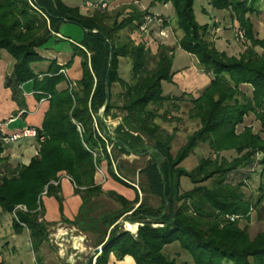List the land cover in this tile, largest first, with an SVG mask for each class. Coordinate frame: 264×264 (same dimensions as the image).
Returning a JSON list of instances; mask_svg holds the SVG:
<instances>
[{
	"label": "trees",
	"instance_id": "1",
	"mask_svg": "<svg viewBox=\"0 0 264 264\" xmlns=\"http://www.w3.org/2000/svg\"><path fill=\"white\" fill-rule=\"evenodd\" d=\"M194 1L151 0L150 3V7L167 4L173 7L177 26L184 33L180 49L195 56L205 70L212 72L207 88L193 100L192 116L200 118L201 128L189 136L173 156L171 146L176 131L167 133L156 123L158 118L167 121V114L161 117L158 108L174 100L165 96L162 88V83H171L174 75L173 57L167 47L159 46L155 55H150V50L143 43L120 44L116 42L113 30L102 29L93 19L82 15L78 8L66 5L63 0H0V52L7 53L13 62L4 88L11 91L12 100L18 106H23L21 86L32 81L35 98L48 101L41 126L30 127L36 129L37 137L44 138L42 142L36 139L37 154L27 165L18 166L9 177L0 178L1 213L16 214V219H12L13 230L26 229L34 251L48 242L50 225L44 219L39 221L44 216V209L39 217L37 197L46 186L47 196L56 199L61 211V174L71 179L83 207L87 206L92 195L104 192L96 180L97 168L102 161L106 163L110 178L135 188L122 174L121 166L113 170V161L106 153L104 139L95 124L118 152L130 153L111 141L101 118L95 121L93 115L104 106L106 80L111 96V86L116 81L117 59L128 55L132 59V68L128 102L124 109L126 114L122 124L115 129L114 137L136 153L146 151L148 145L144 138L149 147L156 150L146 154L149 159L139 172L146 179L151 195L160 197L161 207L148 206L144 199L139 200L137 193L133 201H128L108 191L120 209L103 215L95 223L96 227H91L99 236L95 248L103 247L95 264H109L111 254L117 259L130 255L136 264H185L163 254V247L174 242L189 254L193 264H264V234L250 241L246 231L237 223L224 221L226 215L245 217L249 204L243 192L244 183L231 184L226 181V176L251 165L258 155L264 167V137L261 132H254L251 126L237 131L250 113L255 115L264 131V56L257 55L248 46L239 58L226 57L225 53L209 45L205 39L208 26L196 22ZM207 1L216 11H232L239 26L245 28L246 39L251 45L264 48V39L258 40L253 36L243 14L254 11L251 3L254 4L255 0ZM102 4L108 5L102 1L92 6L100 8ZM126 6L131 9V15L115 23L118 30L131 26V31L137 29L141 32L139 27L145 23V18H149L151 23L161 22L149 9L137 10L131 3ZM239 7H243L241 11ZM64 22L79 25L87 32L78 45L72 44L70 59L60 65L56 60L42 57L39 49L59 33ZM75 56L80 58L81 69L79 79L75 80L76 88L72 92L67 88L58 89V85L66 81L60 71L69 69ZM150 59H155V66L148 70ZM46 60H49L48 69L40 73L42 77L38 79L32 66ZM241 86L251 87L250 97H245ZM110 109L109 102L105 117ZM9 136L0 129V164L3 162L4 139ZM200 143L207 144L211 155L201 158L191 171L178 167ZM229 151L235 152L236 157L229 160L222 155ZM160 156L161 175L157 169ZM182 176L188 177L194 187L178 197L177 182ZM161 177L168 202L165 214ZM260 190L263 192L262 186ZM263 195L256 206L260 205ZM17 205L26 206L27 212L16 211ZM121 218L140 225L137 229L136 224L126 222V230H123L117 223ZM80 222L78 217L68 224L79 226ZM153 224L162 226L153 227ZM136 229V237H133L129 231L135 232ZM36 261L40 262L37 258ZM0 264L5 262L0 261Z\"/></svg>",
	"mask_w": 264,
	"mask_h": 264
},
{
	"label": "rangeland",
	"instance_id": "2",
	"mask_svg": "<svg viewBox=\"0 0 264 264\" xmlns=\"http://www.w3.org/2000/svg\"><path fill=\"white\" fill-rule=\"evenodd\" d=\"M102 1L108 5L105 7L101 6L102 8L92 6V4ZM255 1L254 4L251 3V7L254 11L243 12V14L245 15L244 18H247L250 24L253 36L259 40L264 39V0ZM63 2L70 7L78 8L82 15L93 19L102 29L106 31L113 30L116 42L120 44L131 43L132 45H137L143 43L145 47L150 50V55H155L159 46H165L171 51L170 55L173 57L172 72L174 75L171 83H162V88L163 94L174 100L166 102L158 108L157 111L161 117L167 114V121L163 118H158L156 123L167 133H171L173 130L176 131L171 146V153L175 156L176 152L185 144L189 136L201 128L200 118L192 116V109L194 108L193 100L201 96L203 91L207 88L212 79V72L205 70L199 64L195 56L180 49L184 33L177 26L173 7L170 4L150 7L151 0H63ZM129 3L137 10L143 11L149 9L155 14L157 19H161V22L149 23L146 31L143 32H139L137 29L131 31V26H126L118 30V28L115 27V23L131 15L129 13L131 9L126 8V5H129ZM247 5H250V3ZM242 8L243 7H239L240 11ZM193 13L199 25L208 26L209 30L205 35L207 43L211 46H215L220 53H225L226 57L239 58L240 55L246 51L248 46H251L250 49L256 52L257 55L264 56V48H261L259 45H251L250 41L246 39L245 28L239 26L238 21L234 19L235 14H233L232 11H216L209 5L207 0H195ZM237 13L238 12H236V15ZM115 29L117 30L115 31ZM160 31H164L165 36H160ZM58 32L60 37H53L48 41L50 42L49 46L51 45L55 48L54 50H59L63 45L70 48L72 47L70 43H74L75 45L78 44L84 39L87 31L74 23L64 22L60 25ZM238 32L242 34V37L238 36ZM54 41H57V43ZM46 47L45 45L39 49V53L42 57L48 58L49 60H56L60 65L64 64L57 58L48 57L45 52ZM0 53L5 52L1 51ZM7 55L8 54L5 53L6 57H8ZM49 60L38 62L32 66L38 79L42 77L40 73L47 71ZM73 64L74 62H72L70 68L73 67ZM116 65V81L112 84L111 96L109 95L111 109L109 114L105 117L106 125L104 124L105 129L109 128L114 134L116 131L115 129L122 124V118L126 114L124 109L128 102L127 93L128 85L131 83L132 59L128 55L121 56L117 59ZM12 66L10 68L11 71ZM154 66L155 59H150L147 65L148 70L153 69ZM76 69H78V64L76 65ZM60 73L64 76L66 81L60 83L58 89L67 88L72 92L76 88V83L74 81L75 72L72 69L69 73V77L67 69L64 68ZM9 76L10 75L7 77ZM240 90L244 93L245 97L251 96L252 90L250 86H241ZM240 99L242 98L240 97ZM262 113L264 114V110H262ZM93 115L95 121L99 119L101 117V109L94 111ZM247 126H251L254 132L260 131L261 135L264 137V131L261 130V125L252 113L245 116L243 123L237 127V131L239 132ZM95 127L97 132L101 134L104 139L106 153L111 156L113 161V170L116 171V168L121 166L122 174L130 180V185L133 186V184H135L138 187L134 189L139 196V200L144 199V202L153 208L161 207L160 197L158 195H151V189L146 179L139 172L140 169L145 167L149 157L147 155H126L118 152L115 145L109 142L96 124ZM143 140L148 146L150 145L145 138ZM100 152L102 153V150ZM33 154L32 150H28L25 153L24 161H28ZM210 155L211 152L207 144L200 143L195 148L194 152L184 159L178 167L186 171H191L197 167L201 158H206ZM222 155L229 160L236 157L233 151L223 152ZM260 160L261 156L258 155L251 165L232 171L226 176V181L231 184L244 183L243 192L249 204L245 217L240 215H226L224 221L228 223H237L240 229L246 231L248 240L250 241H253L258 235L264 234V195L260 205H255V203L259 201V198H261V194H264V167L260 164ZM17 168L18 166L14 168L3 167L2 164H0V178L3 176L9 177L11 172ZM96 177L97 182L101 181L103 183L104 179H107L110 181V185L116 188L121 185L125 188L124 185L114 181L108 176L105 161H102V163L98 165ZM177 183L179 187L178 197L192 190L194 187L190 179L185 176L180 177ZM261 186L263 187V192L260 190ZM125 190L127 189H124V191ZM103 191L104 192L100 193L98 196L92 195L89 203L86 207H83V209H120V205L107 193L108 190L103 189ZM123 194L127 195L126 192H123ZM43 203H45L46 209H57V201L53 197L47 196L46 186L38 195L36 201V209L39 213V217L42 216V209H44ZM65 207L67 208V205H65ZM175 207L177 206L175 205ZM14 209L16 211L27 212V208L24 205H17ZM3 215L6 218L11 217V219H16L15 213H6ZM42 219L43 217L39 218V221ZM121 226L123 230H126L125 224H121ZM160 226L162 225L153 224V227ZM129 232L131 233V231ZM75 235H78V245L80 247V251L77 253H74L71 249ZM131 235L136 237V233H131ZM4 241L5 242H0V253L3 254V259L7 264H38L36 261L38 251L33 250L26 229L14 231L11 228H7ZM6 242H8V247L5 246V244H7ZM90 244L91 240L89 237L85 236L77 227H66L64 229L63 227L60 228L48 225V244L44 243L42 245V255L45 258L44 264H66L65 261L68 258V254H76L75 264H83L93 250L89 248ZM51 247L56 248L57 251L52 250ZM162 252L166 257L170 259L175 258L180 263L193 264L189 254L183 251L177 242L165 245ZM59 254L61 255L60 259H58Z\"/></svg>",
	"mask_w": 264,
	"mask_h": 264
},
{
	"label": "crops",
	"instance_id": "3",
	"mask_svg": "<svg viewBox=\"0 0 264 264\" xmlns=\"http://www.w3.org/2000/svg\"><path fill=\"white\" fill-rule=\"evenodd\" d=\"M55 38L60 37V34H56ZM55 42V41H54ZM48 42L46 44L45 52L47 53L48 57L57 58L60 62L65 63L68 59H70L72 55V47H67L63 45L59 48V50H54L51 45L49 46ZM57 43V41L55 42ZM74 43H70L72 46ZM78 45V44H76ZM54 51V52H53ZM3 54V55H2ZM5 53H0V129L5 135H11L22 128L25 127H40L44 114L48 109V101L47 100H40L38 101L34 96L33 91V82L29 81L21 86L22 96L24 98V105L18 106L12 100L11 91L8 88H4V82L8 75L11 73V66L12 60ZM73 67L67 69L68 75L70 77V72H75L74 81L79 79L81 75L80 69V58L75 56L73 58ZM78 64V69H76V65ZM28 150L33 151V156L37 154L38 151V142L34 138H22L15 142L3 143V152L1 157L3 162L1 163L3 167H16L27 165L31 158L28 161H24L25 153ZM60 179V188H61V196L63 198V209L60 211L59 204L57 202V209H46L45 203L44 204V216L43 219L47 223L53 226H57L60 228L66 227H77L85 236L89 237L91 240V244L89 248H95L96 241L98 240L99 236L97 233L91 230V227L95 228L97 221L107 213L116 212L119 209H83L82 206V199L80 195L76 194L74 191V185L72 182L65 177V174H61ZM97 180V177H96ZM110 181L104 179L103 183L100 181L98 182L101 184L102 189L113 191L118 195L124 197L128 201H133L136 192L134 188L130 187H114L110 185ZM134 187H137L133 184ZM138 188V187H137ZM124 189H127L124 191ZM123 192H126L127 195H124ZM54 198V197H53ZM55 199V198H54ZM56 200V199H55ZM67 205V208L65 207ZM138 204L135 205L137 207ZM129 214V213H128ZM80 217L81 222L78 225H70L68 222H73L75 219ZM68 221V222H66ZM122 222V223H121ZM126 222L136 224L137 229L140 225L138 222H130L125 221V218H121L118 220L117 223L125 224ZM7 228L13 229L12 226V219L11 217L6 218L0 210V242L4 241V235L6 233ZM136 229V231H137ZM27 231V230H26ZM132 232L131 233H136ZM28 234V231H27ZM107 238H105L106 240ZM5 244L8 247V242ZM48 244V242H46ZM1 244V243H0ZM43 245V244H42ZM98 247H101L98 246ZM42 246L38 250L37 259L40 260L38 264H44L45 258L42 255ZM52 250L57 251L56 248L51 247ZM61 255H58V259H60ZM0 261H4L3 254L0 253ZM5 264H7L5 262ZM84 264V263H83ZM109 264H136L133 257L130 255H126L121 259H117L115 255L111 254L109 258Z\"/></svg>",
	"mask_w": 264,
	"mask_h": 264
},
{
	"label": "water",
	"instance_id": "4",
	"mask_svg": "<svg viewBox=\"0 0 264 264\" xmlns=\"http://www.w3.org/2000/svg\"><path fill=\"white\" fill-rule=\"evenodd\" d=\"M105 95H106L105 103H104L103 108L101 109V117L100 118H101V121L106 125V119H105V116H104V111H105L106 107L109 104V91H108L107 80L105 81ZM107 130L109 132L108 136L111 139V141L113 143L118 144L120 147H123L130 154H133V155H136V156H144L146 154H151V153L156 152L155 149H152L149 146H146L145 147L146 151L144 153H136L133 150H131L124 142H122L121 140L115 139L114 133L112 131H110L109 128ZM161 162H162V158L160 156V161H159V164L157 165V169H158L159 175H161V172H160V164H161ZM162 180H163V178H162ZM163 185H164L163 198H164V201H165V208H164L163 214H165L167 212V210H168V202H167L166 197H165V183H164V180H163ZM78 241H79L78 240V235H75L74 239H73V242H72V246H71V249L74 251V253H77V252L80 251V247L78 245ZM102 250H103L102 246L101 247H97V248H93L92 252L89 254V256H88V258H87V260L85 261L84 264H95L96 259L101 254ZM75 261H76V254H68V258L66 259L65 263L66 264H75Z\"/></svg>",
	"mask_w": 264,
	"mask_h": 264
},
{
	"label": "built area",
	"instance_id": "5",
	"mask_svg": "<svg viewBox=\"0 0 264 264\" xmlns=\"http://www.w3.org/2000/svg\"><path fill=\"white\" fill-rule=\"evenodd\" d=\"M101 6L105 7L106 5L102 4ZM149 23H151L150 19L145 18V23H143L139 27L140 31L141 32L146 31ZM237 34H238V36L242 37V34L240 32H238ZM159 35L165 36L164 31H160ZM22 138H34V139H37L38 142H42L44 139L43 136L37 137V132H36L35 128L25 127V128L20 129L19 131L15 132V133L11 134L9 137H6L4 139V143L15 142V141L22 139ZM65 177L71 181V179L68 176L65 175Z\"/></svg>",
	"mask_w": 264,
	"mask_h": 264
},
{
	"label": "bare ground",
	"instance_id": "6",
	"mask_svg": "<svg viewBox=\"0 0 264 264\" xmlns=\"http://www.w3.org/2000/svg\"><path fill=\"white\" fill-rule=\"evenodd\" d=\"M122 153V152H121ZM127 155V154H126ZM122 223V222H121Z\"/></svg>",
	"mask_w": 264,
	"mask_h": 264
}]
</instances>
